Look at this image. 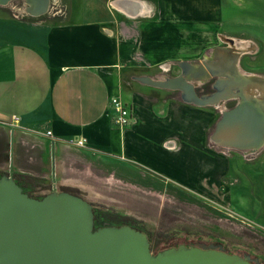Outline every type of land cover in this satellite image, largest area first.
<instances>
[{"label":"crops","instance_id":"1","mask_svg":"<svg viewBox=\"0 0 264 264\" xmlns=\"http://www.w3.org/2000/svg\"><path fill=\"white\" fill-rule=\"evenodd\" d=\"M125 1L131 11L116 6ZM220 2L67 0L66 14L54 22L0 12V122L12 126L15 136L9 147L12 169L0 161V172L29 192L50 193L47 155L53 149L61 167L58 183L77 152L191 193L225 189L237 177L235 157L242 153L209 155L212 106L184 102L179 91L134 78L147 75L141 51L149 49L153 34L182 35L198 15H219ZM195 33L202 43L214 41L213 32ZM115 96L130 110L124 127L115 123ZM242 173L251 184L252 174Z\"/></svg>","mask_w":264,"mask_h":264},{"label":"rangeland","instance_id":"2","mask_svg":"<svg viewBox=\"0 0 264 264\" xmlns=\"http://www.w3.org/2000/svg\"><path fill=\"white\" fill-rule=\"evenodd\" d=\"M66 3L67 0H51L46 14L31 16L25 10V2L13 0L0 8V12L23 20L54 22L66 14ZM220 10L219 15H198L191 25L182 23L185 32L177 37L171 32L162 37L151 34L155 39L149 49L141 51L147 75L157 78L177 76L181 72L179 61H201L208 52L225 46L226 38H233L241 69L264 78V0H221ZM199 31L213 32L214 41L200 42L195 33ZM169 40L171 44L166 43ZM242 40L251 43L249 51L239 49L238 42ZM234 104L235 101H226L219 107H209L215 113V122L207 138L209 155L216 150L237 154L236 150L225 149L210 138L221 111ZM13 135L14 128L0 122L3 148L0 161L7 163V170L12 169L9 147ZM251 156L255 160H250ZM72 157L73 161H68L62 171L65 181L58 183L60 163L53 149L49 150L47 171L53 181L49 187L75 192L102 212L132 217L152 242L163 236L165 243L154 252L184 239L203 246L215 243L232 253L245 252L264 264V148L257 154L246 156L242 153L235 157L240 170L234 175L240 181L233 177L225 189L201 194L185 191L138 169L125 171L117 163L101 165L99 159L77 152ZM242 171L252 174L251 184H247ZM113 215L107 216L116 220Z\"/></svg>","mask_w":264,"mask_h":264},{"label":"water","instance_id":"3","mask_svg":"<svg viewBox=\"0 0 264 264\" xmlns=\"http://www.w3.org/2000/svg\"><path fill=\"white\" fill-rule=\"evenodd\" d=\"M12 1L0 0V6ZM22 1L31 16L44 15L51 7V0ZM178 65L181 72L174 77L134 78L177 90L184 102L196 106L219 107L235 99L233 107L221 111L210 138L244 155L259 153L264 148V78L236 71L235 77L219 78L212 93L200 94L197 86L209 81V66L187 60ZM252 88L263 94H253ZM94 223L93 205L82 196L54 190L38 198L25 192L12 175L0 176V264H259L216 244H180L154 253L146 232L127 224L95 229Z\"/></svg>","mask_w":264,"mask_h":264},{"label":"flooded vegetation","instance_id":"4","mask_svg":"<svg viewBox=\"0 0 264 264\" xmlns=\"http://www.w3.org/2000/svg\"><path fill=\"white\" fill-rule=\"evenodd\" d=\"M226 43L227 44L225 46L217 48V49L213 50L212 52L211 51L208 52V54H206L204 56V58L200 61L203 65H205V67L207 65L209 66V74L211 75V77L209 78V81L202 83V84L197 86L198 93H200V94L212 93L214 91V84L219 78L229 79V77L230 78L235 77L234 73H236V71H239L240 73H242L246 76L247 75L248 76H258L254 73H248L247 71H243L241 69L240 59H237V56L235 55V53H239V52L236 51V49L233 47V45H230L231 44L230 42H226ZM242 55H244V54H242ZM212 73H218V74H221L222 76L212 75ZM227 101H235V103H236L235 99H230ZM1 144L2 143L0 142V149L2 147ZM246 156H250V155H246ZM251 157H253V156H251ZM251 157L249 158L250 160H255V157H253L252 159H251ZM234 180L240 181V179L237 177H235ZM23 189L29 195H31V196L34 195L33 193L27 191L26 188L23 187ZM67 191H70V190H67ZM70 192H72V191H70ZM72 193L79 195L75 192H72ZM34 196L36 197V195H34ZM93 211H94V220H95L94 228L95 229L98 227L106 226V225L118 226L117 225L118 221L109 219V217L107 216V213L102 212L100 210H97L94 206H93ZM211 244H213V243H211ZM150 245H151V242H150ZM209 245L203 246L201 244H197V246H200V247H207ZM222 248L224 251L232 253L231 251H229L225 247H222ZM238 254L249 255V254H246L245 252L244 253H238ZM250 257L253 258L252 256H250ZM253 259H257V258H253ZM258 262H259V264H262L259 260H258Z\"/></svg>","mask_w":264,"mask_h":264},{"label":"trees","instance_id":"5","mask_svg":"<svg viewBox=\"0 0 264 264\" xmlns=\"http://www.w3.org/2000/svg\"><path fill=\"white\" fill-rule=\"evenodd\" d=\"M3 174H8V173H5V172H0V176L3 175ZM19 185H21L19 183ZM65 191V190H64ZM67 191V190H66ZM70 192V191H69ZM72 193V192H71ZM74 194V193H73ZM45 195V194H44ZM44 195H41V196H36L38 198H42ZM31 196V195H30ZM34 196V195H33ZM107 215H113V214H108ZM116 219V221H118L117 225L118 226H121V225H124V224H127V225H130L136 229H139V230H142V231H145L142 227H140L139 225H137L136 223L133 222V218L130 217V216H123V215H113ZM151 242V250L154 252V250L156 248H158L160 245H162L163 243H165V240L163 239V236H159V238L156 239L155 242ZM180 244H186V245H189V244H193V245H197L198 243H195V242H188L186 240H179L177 241L176 243H173L171 245H167L165 246L163 249L165 248H168V247H172V246H178ZM155 253V252H154Z\"/></svg>","mask_w":264,"mask_h":264},{"label":"built area","instance_id":"6","mask_svg":"<svg viewBox=\"0 0 264 264\" xmlns=\"http://www.w3.org/2000/svg\"><path fill=\"white\" fill-rule=\"evenodd\" d=\"M111 103L115 110V116H114L115 123L119 127L126 126L130 121V115H131L128 106L126 105L125 102H123V100L120 97L117 96L111 98ZM51 133H52L51 130L47 131L48 135H50ZM76 143L78 145H82L83 141L79 140ZM53 189L56 190V187L53 186Z\"/></svg>","mask_w":264,"mask_h":264},{"label":"bare ground","instance_id":"7","mask_svg":"<svg viewBox=\"0 0 264 264\" xmlns=\"http://www.w3.org/2000/svg\"><path fill=\"white\" fill-rule=\"evenodd\" d=\"M131 2L129 1H125V2H122L121 4L120 3H116V6L124 11H131L132 10V7H131ZM138 7V6H137ZM235 40V39H234ZM236 44V41L234 42L233 46ZM238 47L239 49L242 51V52H246V51H249V48L251 47V43L247 42V41H241V42H238ZM253 94L257 95V96H260L262 95L263 93H261V91L257 88H252L250 90Z\"/></svg>","mask_w":264,"mask_h":264}]
</instances>
